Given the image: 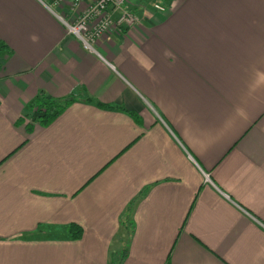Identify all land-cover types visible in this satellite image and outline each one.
Listing matches in <instances>:
<instances>
[{
    "label": "crops",
    "instance_id": "1",
    "mask_svg": "<svg viewBox=\"0 0 264 264\" xmlns=\"http://www.w3.org/2000/svg\"><path fill=\"white\" fill-rule=\"evenodd\" d=\"M154 1L98 56L0 0V264H264V0Z\"/></svg>",
    "mask_w": 264,
    "mask_h": 264
},
{
    "label": "built area",
    "instance_id": "2",
    "mask_svg": "<svg viewBox=\"0 0 264 264\" xmlns=\"http://www.w3.org/2000/svg\"><path fill=\"white\" fill-rule=\"evenodd\" d=\"M74 35L89 52L100 56L95 45L111 29L134 28L141 18L126 6V0H39ZM154 9L164 11L160 0L153 2ZM64 8L67 16L59 14Z\"/></svg>",
    "mask_w": 264,
    "mask_h": 264
},
{
    "label": "trees",
    "instance_id": "3",
    "mask_svg": "<svg viewBox=\"0 0 264 264\" xmlns=\"http://www.w3.org/2000/svg\"><path fill=\"white\" fill-rule=\"evenodd\" d=\"M5 45L0 43V50H3ZM91 100V99H90ZM73 101V98L68 96L64 98H49L41 94L33 103L39 114L35 117L41 126L49 125L62 111ZM96 106L103 109H116L115 106L94 102ZM30 127H28L29 129ZM83 229L80 225L70 223L67 227V233L70 239H79L82 236Z\"/></svg>",
    "mask_w": 264,
    "mask_h": 264
}]
</instances>
